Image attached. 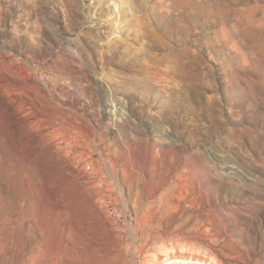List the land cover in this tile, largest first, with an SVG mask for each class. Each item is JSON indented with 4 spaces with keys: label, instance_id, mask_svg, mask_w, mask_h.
Listing matches in <instances>:
<instances>
[{
    "label": "rangeland",
    "instance_id": "obj_1",
    "mask_svg": "<svg viewBox=\"0 0 264 264\" xmlns=\"http://www.w3.org/2000/svg\"><path fill=\"white\" fill-rule=\"evenodd\" d=\"M0 264H264V0H0Z\"/></svg>",
    "mask_w": 264,
    "mask_h": 264
}]
</instances>
